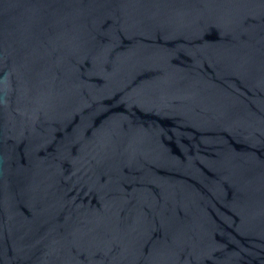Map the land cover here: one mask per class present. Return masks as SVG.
<instances>
[{"label":"water","instance_id":"obj_1","mask_svg":"<svg viewBox=\"0 0 264 264\" xmlns=\"http://www.w3.org/2000/svg\"><path fill=\"white\" fill-rule=\"evenodd\" d=\"M0 264H264V0H0Z\"/></svg>","mask_w":264,"mask_h":264}]
</instances>
